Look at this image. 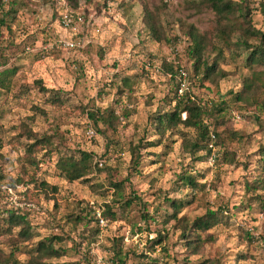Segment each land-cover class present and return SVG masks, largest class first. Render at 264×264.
<instances>
[{
	"label": "rangeland",
	"instance_id": "obj_1",
	"mask_svg": "<svg viewBox=\"0 0 264 264\" xmlns=\"http://www.w3.org/2000/svg\"><path fill=\"white\" fill-rule=\"evenodd\" d=\"M259 1L246 3L251 26L264 32ZM77 3V8L72 9L64 0H0V16L6 23L0 24V72L15 68L8 90H0V168L5 177L0 186V224L3 228L6 211L12 210L25 215L34 235L29 244L17 245L16 259L25 262L33 254L37 240L57 236L62 238L59 246L64 255L46 264H110V248L116 238H121L119 249L125 264H264V243L260 239L264 234V214L259 213L255 194L243 188L244 182L252 178L256 149L264 143V132L253 121L241 117L239 104L233 94H228L239 89L241 78L248 76L249 70L223 48L215 14L201 6L202 0ZM143 8L153 14L166 38L174 37L176 44L158 42L148 35L142 21ZM64 11L84 15L82 24L73 32L57 25V17ZM192 35L207 48L221 47L222 58L214 72L222 70L226 77L214 83L203 82L201 87L197 80L187 81L189 91L197 98L222 99L236 136L230 138L219 129L223 149L219 160L217 164L202 163L194 161L182 147V140L193 139L195 132L178 127L160 145L138 150L140 167L134 172L129 163L130 148L138 142L157 140L151 118L170 108L173 84L159 67L166 63L190 74L191 62L184 50ZM63 37L79 39V47L64 50L55 46L56 40ZM241 52L237 51L242 56ZM122 77L129 78L126 86L120 83ZM35 81L41 83L44 93ZM54 94L61 99V105L50 104ZM106 107H112L116 114L125 111L128 116L125 121L120 118L115 132L105 130L102 136L87 113ZM22 126L57 139L54 152L43 157L37 169L22 162L24 147L29 143L21 135ZM97 126L103 129L101 124ZM87 130L92 131V138L86 137ZM76 150L88 154L98 169L108 168L109 177L100 172L85 183L67 182L56 176L57 157ZM42 154L37 156L41 158ZM183 173L204 184L203 191L183 187L178 180ZM20 178L23 182L17 183ZM31 179L34 183H30ZM106 180L123 183L122 198L131 199L130 207L116 211V220L106 219L103 228L88 222V216L84 224H70L67 215L83 216L86 207L108 204L111 191L106 188ZM41 181L55 186L57 191L43 192L37 186ZM95 185L100 187L92 189ZM183 199L189 203L180 201ZM169 200L178 202L176 213L168 207ZM218 207L229 210L227 224L201 233L202 238L208 235L211 241L204 243L197 255L187 254L181 232L187 231L207 208ZM144 212L153 222L143 223L140 216ZM93 228L97 232L92 236L86 231ZM158 233L164 235L166 252L159 246L153 252L147 250L148 241ZM8 239L0 236L3 254L12 248Z\"/></svg>",
	"mask_w": 264,
	"mask_h": 264
},
{
	"label": "trees",
	"instance_id": "obj_2",
	"mask_svg": "<svg viewBox=\"0 0 264 264\" xmlns=\"http://www.w3.org/2000/svg\"><path fill=\"white\" fill-rule=\"evenodd\" d=\"M106 1L112 2L114 0H104V2ZM64 2L66 5H71L70 7L72 9H76L78 6L77 0H64ZM259 5L260 11L264 15V0H260ZM201 6L209 8L215 14L217 18V31L220 37L219 40L223 48L228 52V56L239 59V64L249 70V75L241 78L239 89L234 93L229 91L228 94H233L235 102L239 104V108L242 110L241 117L244 120L253 121L258 130L264 132V32H259L251 26L249 8L246 0H240L238 4L233 0H202ZM142 12V21L148 35L152 39L158 42L165 41L167 44L173 45L177 43L174 37L166 38L162 29L156 23L153 14L148 12L146 8H143ZM7 16L9 17V14H6ZM83 16L82 14V18H84ZM2 17L3 15L0 16V24L4 26L6 23L2 21ZM236 19L239 20V23L236 22ZM221 20L226 21V24H220ZM231 38H234V40L231 41ZM240 49L242 50V56L237 53ZM184 53L186 58L191 62L190 74L182 68H174L166 63L161 64L159 67L160 72L164 76H167L168 80L173 84L171 97L168 99L170 108L166 111L158 112L151 118V127L157 136V140L147 142L146 144L138 142L136 146L130 148L129 163L134 172L140 167L138 150L160 145L161 141H165L178 127L190 129L195 132L193 139L182 140V147L194 161L202 163H207L208 161L209 150L207 149V145L210 141V135H213V145L217 153L215 164H217L220 153L223 151L219 129H222L223 133H226L230 138H235L236 136V132L231 126V115L229 114L227 104L222 99L215 101L197 98L189 91V83H187V81H191L190 83H192L197 80L199 82L198 86L201 87L203 82L214 83L215 80L226 77V73L222 70L217 69L214 72L222 58L221 47L212 46L207 48V46H203L197 41L195 35H192L189 38ZM14 73L15 68L5 69L0 72V90H8V84ZM180 73L185 74L186 84L181 95H178V76ZM120 83L126 86L129 83V78L122 77ZM34 84L38 86L40 92L44 93L45 89L41 87L39 81H35ZM49 102L51 105H61V99L56 94L50 98ZM34 109L42 113L38 108ZM182 113L184 114L183 119H181ZM127 116L128 114L125 111L121 114H116L112 107H106L102 110L95 109L87 113V117L92 122L95 131L102 136L105 130L115 132L116 127L120 124V118L121 121H125ZM97 124H101L103 129H98ZM22 127L21 135L29 141L24 147V155L21 158L22 162L31 169H37L39 164L42 163V158L50 156L54 152V142L57 139L53 136L38 135L31 132L26 126ZM163 147L165 148L164 143ZM41 152L43 154L39 158L37 155ZM255 155L257 159L254 161V174L252 173L251 180L244 182L243 188L245 192L255 194L258 200L259 213L264 214V143L257 146ZM54 169L56 176L64 178L67 182L82 181L88 183L91 181L92 176L100 172H105L106 177H109L108 174L110 173L108 168H104L103 170L98 169L92 158L80 150L70 152V154L61 153L54 163ZM22 170L25 169L23 168ZM202 177L201 174L200 178ZM4 179L5 177L0 168V186L3 184ZM178 180L187 189L197 193L203 191L204 184L197 183L194 176L183 173L178 177ZM22 182V178L17 181V183ZM30 183H34V181L31 179ZM37 186L45 193H55L57 191L55 186H50L43 181ZM98 187L100 185H95L91 188ZM106 188L111 191L110 200L108 204L102 206L101 215L108 221L113 222L116 220V211L121 212L127 209L130 207L132 201L131 199L126 200L122 198V182L106 180ZM180 201L185 204L189 203L185 199ZM167 204L173 213L178 211L177 201L169 200ZM86 209L87 212L83 216L67 215V221L73 225L84 224L85 217L88 216L87 221L98 228L91 208L86 207ZM229 217V210L226 207H218L214 210L207 208L202 216L195 218L189 224L187 231L183 230L180 234L182 245L187 250V254L197 255L202 245L211 241L208 235L202 238L200 234L218 224L226 225ZM140 218L144 224L153 222V218L147 216L145 212L141 214ZM3 221V228H1L0 224V231H2L0 236L9 237L8 240L12 248L7 254L0 252V264H46L47 260L56 259L64 255V250L59 246L62 238L50 236L41 238L35 242L33 254L29 255L25 262L18 261L15 257V252L18 253L17 245L29 244L34 238L31 226L25 215L14 213L12 210L6 211V218ZM13 229L17 230L15 234L12 233ZM137 231L139 230L137 229ZM86 232L93 236L97 230L93 228ZM244 235L247 238L249 234L245 233ZM164 239V235L158 233L155 238L148 241L149 246L147 250L153 252V248L159 246L163 252H166L163 245ZM248 239L250 240V238ZM260 239L264 243V234ZM120 240L121 238H116L112 241L110 248L112 256L109 258L110 264H125L126 259L119 249ZM144 257L142 256L141 258ZM184 264L189 263L185 262Z\"/></svg>",
	"mask_w": 264,
	"mask_h": 264
},
{
	"label": "built area",
	"instance_id": "obj_3",
	"mask_svg": "<svg viewBox=\"0 0 264 264\" xmlns=\"http://www.w3.org/2000/svg\"><path fill=\"white\" fill-rule=\"evenodd\" d=\"M83 22L82 16L75 12V11H64L60 13L57 17V25L64 31H75V28L79 25H81ZM80 41L76 38H60L59 40H56L55 46L58 48L64 49V50H73L79 47ZM45 50V48H43ZM179 81V89L177 90V94L181 95L182 90L185 88V74L180 73L178 76ZM86 137L92 138L93 133L91 130L86 131ZM213 135H210V141L207 145V149L209 150V156H208V162L209 164H214L215 160L217 158V153L215 151V146L213 145ZM101 166V164H98ZM91 211L93 213L94 218L97 221V226L99 228H103L106 226V219H104L101 215L102 208L101 207H95L93 205L90 206Z\"/></svg>",
	"mask_w": 264,
	"mask_h": 264
}]
</instances>
